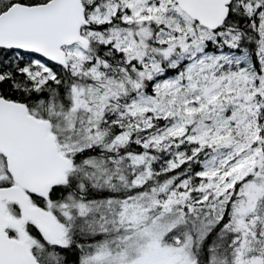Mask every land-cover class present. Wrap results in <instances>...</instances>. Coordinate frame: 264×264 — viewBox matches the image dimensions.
I'll use <instances>...</instances> for the list:
<instances>
[{
  "label": "snow or ice",
  "instance_id": "1",
  "mask_svg": "<svg viewBox=\"0 0 264 264\" xmlns=\"http://www.w3.org/2000/svg\"><path fill=\"white\" fill-rule=\"evenodd\" d=\"M0 264H264V0H0Z\"/></svg>",
  "mask_w": 264,
  "mask_h": 264
}]
</instances>
